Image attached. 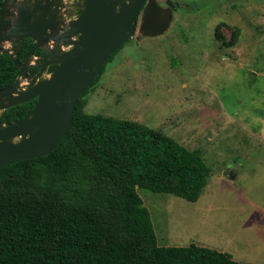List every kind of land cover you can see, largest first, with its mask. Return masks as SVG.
<instances>
[{
    "label": "rangeland",
    "instance_id": "obj_1",
    "mask_svg": "<svg viewBox=\"0 0 264 264\" xmlns=\"http://www.w3.org/2000/svg\"><path fill=\"white\" fill-rule=\"evenodd\" d=\"M170 1L169 29L153 38L136 29L84 112L136 121L202 152L210 175L195 203L138 190L158 245L264 264V0Z\"/></svg>",
    "mask_w": 264,
    "mask_h": 264
},
{
    "label": "trees",
    "instance_id": "obj_2",
    "mask_svg": "<svg viewBox=\"0 0 264 264\" xmlns=\"http://www.w3.org/2000/svg\"><path fill=\"white\" fill-rule=\"evenodd\" d=\"M238 35L236 29L228 47ZM31 45L23 43L18 61ZM105 65L52 153L0 169V264H241L196 245H158L138 190L195 203L210 171L201 151L158 130L84 112ZM18 74L10 57L0 55V90ZM34 105L2 111L0 124L23 119Z\"/></svg>",
    "mask_w": 264,
    "mask_h": 264
},
{
    "label": "water",
    "instance_id": "obj_3",
    "mask_svg": "<svg viewBox=\"0 0 264 264\" xmlns=\"http://www.w3.org/2000/svg\"><path fill=\"white\" fill-rule=\"evenodd\" d=\"M70 7L77 11L68 22ZM174 11L170 0L166 8L158 0H0V55L9 56L19 71L13 85L0 90V113L35 100L23 119L0 124V169L52 153L79 97L109 57L136 29L141 37L163 35ZM26 40L31 48L18 61ZM49 67L54 70L45 77Z\"/></svg>",
    "mask_w": 264,
    "mask_h": 264
},
{
    "label": "flooded vegetation",
    "instance_id": "obj_4",
    "mask_svg": "<svg viewBox=\"0 0 264 264\" xmlns=\"http://www.w3.org/2000/svg\"><path fill=\"white\" fill-rule=\"evenodd\" d=\"M69 2H71V1H69ZM160 4V3H159ZM161 5V7L162 8H166V1L163 3V4H160ZM66 12V16H65V19H66V21H72V20H74L76 17L73 15L76 11H77V9L76 8H67L66 10H65ZM174 13V12H173ZM72 14V16H70ZM68 49H70L69 47H66L65 48V50H68ZM34 55L37 57L38 56V54L36 53H34ZM54 70V67H49V68H47L46 70H45V72H44V76L46 77L47 75H49L52 71Z\"/></svg>",
    "mask_w": 264,
    "mask_h": 264
}]
</instances>
